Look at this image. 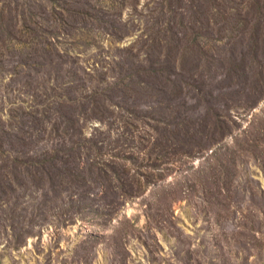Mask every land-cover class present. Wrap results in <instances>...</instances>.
<instances>
[{
	"label": "rangeland",
	"instance_id": "rangeland-1",
	"mask_svg": "<svg viewBox=\"0 0 264 264\" xmlns=\"http://www.w3.org/2000/svg\"><path fill=\"white\" fill-rule=\"evenodd\" d=\"M0 264H264V0H0Z\"/></svg>",
	"mask_w": 264,
	"mask_h": 264
}]
</instances>
